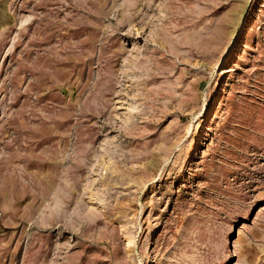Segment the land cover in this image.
<instances>
[{"label": "rangeland", "instance_id": "374dc122", "mask_svg": "<svg viewBox=\"0 0 264 264\" xmlns=\"http://www.w3.org/2000/svg\"><path fill=\"white\" fill-rule=\"evenodd\" d=\"M0 264H264V0H0Z\"/></svg>", "mask_w": 264, "mask_h": 264}]
</instances>
